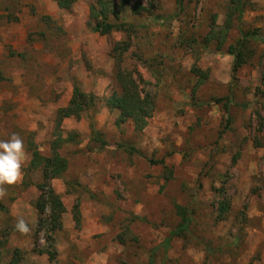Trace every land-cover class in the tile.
Segmentation results:
<instances>
[{
	"label": "rangeland",
	"instance_id": "obj_1",
	"mask_svg": "<svg viewBox=\"0 0 264 264\" xmlns=\"http://www.w3.org/2000/svg\"><path fill=\"white\" fill-rule=\"evenodd\" d=\"M94 3L0 0V140L18 134L26 152L0 196V264L16 250L19 264H264V0H117L133 29L126 69L154 106L140 131L105 105L125 36L92 30ZM78 85L95 101L61 127L69 167L51 184L63 229L39 231L28 141L50 155L56 113ZM20 218L29 233L15 230Z\"/></svg>",
	"mask_w": 264,
	"mask_h": 264
},
{
	"label": "trees",
	"instance_id": "obj_2",
	"mask_svg": "<svg viewBox=\"0 0 264 264\" xmlns=\"http://www.w3.org/2000/svg\"><path fill=\"white\" fill-rule=\"evenodd\" d=\"M76 0H64V5L70 7ZM236 11L242 14V5L236 2ZM142 10L151 12V8H144L139 6L137 12ZM126 6L120 5L117 0H95V3L90 7L89 12V26L96 33L101 35H112L113 33H122L125 39L116 42L112 46L111 56L115 62V78L119 87V91L105 99V105L108 109L117 111L119 113V119L117 123L122 125L126 121L130 120L134 123L136 130H143L148 125V120L152 117L154 112V106L142 95L141 80L134 71L126 69V53L131 48V34L133 33L132 26L126 25ZM231 29V16H228V20L225 24L222 32L224 39L227 37ZM126 31H128L126 40ZM220 38L217 36L218 39ZM210 36L208 40H212ZM222 44V43H221ZM238 49L231 46L230 53L237 55L236 66L233 68V72L236 73L242 66V56L240 53H236ZM197 73H203L201 70H196ZM95 101L93 95H87L81 91V87L75 86L73 91V98L69 105L65 108L58 109L56 113V132L55 140L52 143L51 153L49 156H44L38 146L33 141V134H30V140L28 141V150L31 152V161L29 164L30 171H39L41 173L42 182L37 185V188L41 191V197L36 203V209L40 214L39 231L55 232L63 229L62 215L60 210L63 205L60 196L54 190L51 182L55 179L61 178L68 170V161L61 155L60 148L64 142L62 138L61 127L65 119L77 118L81 119L87 114L91 108V103ZM86 113V114H85ZM134 151V150H133ZM225 209V208H223ZM227 212V210H223ZM186 217L184 216V220ZM73 220L78 228L81 227V213L79 205L73 210ZM187 223V221H184ZM187 224L180 226L179 232L184 233L187 230ZM180 234V235H181ZM175 235V234H174ZM3 243L0 242V248ZM16 258L11 264H19L21 260V252L15 251ZM50 262H56V251L49 253ZM1 257V254H0Z\"/></svg>",
	"mask_w": 264,
	"mask_h": 264
},
{
	"label": "clouds",
	"instance_id": "obj_3",
	"mask_svg": "<svg viewBox=\"0 0 264 264\" xmlns=\"http://www.w3.org/2000/svg\"><path fill=\"white\" fill-rule=\"evenodd\" d=\"M25 158L24 142L18 134L13 133L8 140H0V196L5 193L4 185H13L20 179ZM15 230L21 234L29 233L28 222L18 219Z\"/></svg>",
	"mask_w": 264,
	"mask_h": 264
}]
</instances>
